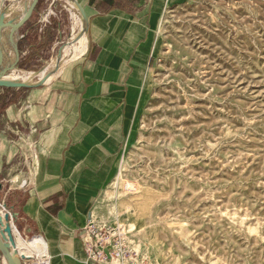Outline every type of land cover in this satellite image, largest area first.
<instances>
[{
    "label": "rangeland",
    "instance_id": "374dc122",
    "mask_svg": "<svg viewBox=\"0 0 264 264\" xmlns=\"http://www.w3.org/2000/svg\"><path fill=\"white\" fill-rule=\"evenodd\" d=\"M158 35L107 185L123 152L115 187L141 220L103 197L93 229L127 264H264V0H190Z\"/></svg>",
    "mask_w": 264,
    "mask_h": 264
},
{
    "label": "crops",
    "instance_id": "0c3cea01",
    "mask_svg": "<svg viewBox=\"0 0 264 264\" xmlns=\"http://www.w3.org/2000/svg\"><path fill=\"white\" fill-rule=\"evenodd\" d=\"M30 1L0 0V12L6 6L7 19L20 16ZM78 1L89 31L68 56L66 45L56 72L37 88L0 87V202L16 214V247L28 264H127L105 249L107 261L89 258L90 224L101 225V201L112 196L117 224L141 220L136 198L115 187L123 152L107 185L131 133L138 88L160 53V20L190 0ZM75 14L68 0H41L16 36L21 60L7 78L34 83L52 72L61 47L77 35ZM3 33L7 65L15 56L9 29Z\"/></svg>",
    "mask_w": 264,
    "mask_h": 264
},
{
    "label": "water",
    "instance_id": "95a60500",
    "mask_svg": "<svg viewBox=\"0 0 264 264\" xmlns=\"http://www.w3.org/2000/svg\"><path fill=\"white\" fill-rule=\"evenodd\" d=\"M41 0H31L26 3L24 11L20 16L11 17L7 19V11L9 7H3L0 12V87L5 88H37L43 85L49 77L56 72V70L60 66V62L63 58V50L68 43L61 47L57 56V64L55 69L52 72L44 75L37 82H27L25 80L20 79H9L7 78L8 74L15 70L19 62L21 60V51L19 49V44L17 41V34L19 33L21 27L32 17L34 11L39 6ZM72 5H74L80 15H81V30L79 33L72 39V42L75 43L79 41V39L89 31L90 27V19L89 16L82 6V4L78 0H68ZM5 29H9L8 34V42L9 46L12 48L15 59L9 64H4V59L6 57V53L2 47V36ZM2 186L0 185V188ZM3 207L7 209V204L3 203ZM16 214L5 211L4 213L0 211V257L2 264H25L26 256L19 253L16 247V239L13 234L12 228V220L11 218H15Z\"/></svg>",
    "mask_w": 264,
    "mask_h": 264
},
{
    "label": "built area",
    "instance_id": "2783aa9c",
    "mask_svg": "<svg viewBox=\"0 0 264 264\" xmlns=\"http://www.w3.org/2000/svg\"><path fill=\"white\" fill-rule=\"evenodd\" d=\"M47 22V18H46V15H43L41 16V19H40V23L41 24H45ZM0 211L1 212H9L10 215H11V211L7 208L5 209L3 207V203L0 202ZM13 218H11L12 220ZM91 225V228H92V234H93V237H94V241L92 244L88 245V248H87V251H88V256L91 260L93 261H101V262H104V261H107L108 259V255L107 253H105L103 250H104V239L105 237H103L104 233H98L96 232L95 229H93L94 225L93 223L90 224ZM115 247H113V249H110V252L111 254H113V257L116 258L118 257V255H120L119 252H116L115 250H117L116 248L114 249ZM117 259V258H116ZM25 264H28L27 261H25Z\"/></svg>",
    "mask_w": 264,
    "mask_h": 264
},
{
    "label": "bare ground",
    "instance_id": "6f19581e",
    "mask_svg": "<svg viewBox=\"0 0 264 264\" xmlns=\"http://www.w3.org/2000/svg\"><path fill=\"white\" fill-rule=\"evenodd\" d=\"M73 7H74V9L75 10H77L78 11V9L74 6V5H72ZM83 6V5H82ZM73 10V9H72ZM78 13H79V11H78ZM78 13L76 12V23H75V25H74V31L76 32V34H78L79 33V31H80V29H81V18L78 16ZM84 35H86V34H84ZM83 35V36H84ZM74 44H76V43H73L72 41H70L69 42V44L67 45V48L65 49V56H68L69 54H70V48H69V45H74ZM64 68V67H63ZM61 69V68H60ZM20 76V75H19ZM12 77H18V75H15V74H13L12 75ZM116 229H118L119 231H120V234L121 235H124L122 232V229H121V227H119V228H116Z\"/></svg>",
    "mask_w": 264,
    "mask_h": 264
}]
</instances>
